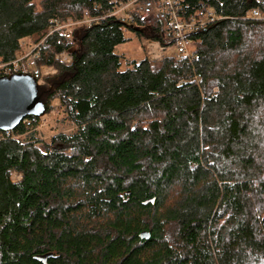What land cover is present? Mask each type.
<instances>
[{"label":"trees","instance_id":"1","mask_svg":"<svg viewBox=\"0 0 264 264\" xmlns=\"http://www.w3.org/2000/svg\"><path fill=\"white\" fill-rule=\"evenodd\" d=\"M128 1L0 0V64L35 39L57 70L45 115L59 99L76 129L0 133V264H264V0H183V19L220 18L188 35L193 62L122 70L125 30L176 43L156 18L108 16Z\"/></svg>","mask_w":264,"mask_h":264},{"label":"built area","instance_id":"2","mask_svg":"<svg viewBox=\"0 0 264 264\" xmlns=\"http://www.w3.org/2000/svg\"><path fill=\"white\" fill-rule=\"evenodd\" d=\"M182 2L183 0H130L119 6L115 5L107 14L108 16H115L120 19L131 20L133 12H140L143 18L158 19L162 22L164 28L172 33L176 43L173 47L166 48L159 42L148 41L145 49L149 61H161L166 54L168 55L170 49L173 48L176 50L174 57L192 63L193 56L188 35L195 30L205 28L220 18L215 15L211 7H202L196 16L183 19L181 16ZM113 3L116 4L115 1ZM260 17L261 13L258 10H251L246 14V18L248 19H259ZM97 21H101V18L90 17L86 12L84 20L77 23L91 27ZM75 24V22L69 20L65 23L55 22L54 29L55 31H59L67 41L71 42L73 35L70 28ZM38 46V44H35L28 53L18 57L11 64H0V78L10 77L15 74H30L35 78L38 86L44 85L45 78L55 75L57 70L52 66L38 65ZM56 59L67 65L72 63V57L68 53H61L56 56ZM22 122L26 127L36 124V129L38 130L39 125L42 124V118L30 117L24 119ZM20 178L21 175H19Z\"/></svg>","mask_w":264,"mask_h":264},{"label":"water","instance_id":"3","mask_svg":"<svg viewBox=\"0 0 264 264\" xmlns=\"http://www.w3.org/2000/svg\"><path fill=\"white\" fill-rule=\"evenodd\" d=\"M46 106L39 86L30 74L0 78V133L9 132L30 117H43Z\"/></svg>","mask_w":264,"mask_h":264},{"label":"rangeland","instance_id":"4","mask_svg":"<svg viewBox=\"0 0 264 264\" xmlns=\"http://www.w3.org/2000/svg\"><path fill=\"white\" fill-rule=\"evenodd\" d=\"M144 19L146 21L151 20L150 18ZM74 27L75 25L70 28V31H72ZM125 36L130 40L116 47V53L122 57V70L127 69L131 61L135 60L139 62L142 60L144 58V53H146V49L144 48L145 39H139L129 30H125ZM35 41V39L29 40L28 44L33 46L35 45ZM169 53L171 56H175L176 50L171 48ZM52 107L53 110L42 117V124H40L38 128L37 137L44 142H49L52 136L59 133L71 135L76 130L74 125L67 120L59 99H55L52 102ZM19 175L18 173H12V179L15 181L19 180Z\"/></svg>","mask_w":264,"mask_h":264},{"label":"crops","instance_id":"5","mask_svg":"<svg viewBox=\"0 0 264 264\" xmlns=\"http://www.w3.org/2000/svg\"><path fill=\"white\" fill-rule=\"evenodd\" d=\"M148 41H149V40H146V41H145L144 48H145V45L147 44ZM30 47H31L30 45L25 46L24 49H23L22 52H21V55H22V53L25 54V53L29 52V50H30L29 48H30ZM145 54H146V53H144V57H147ZM166 55H167V54H166ZM168 55H171V54L168 53Z\"/></svg>","mask_w":264,"mask_h":264}]
</instances>
